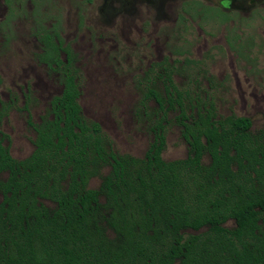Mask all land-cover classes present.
<instances>
[{
	"label": "trees",
	"instance_id": "16d2710c",
	"mask_svg": "<svg viewBox=\"0 0 264 264\" xmlns=\"http://www.w3.org/2000/svg\"><path fill=\"white\" fill-rule=\"evenodd\" d=\"M39 41L62 91L47 117L28 122L27 159L0 139V264H264V128L254 135L247 118L217 120L210 100L192 99L163 68L164 98L149 89L144 100L177 113L187 157L162 160L160 125L142 159L118 156L81 115L70 50L52 30Z\"/></svg>",
	"mask_w": 264,
	"mask_h": 264
},
{
	"label": "rangeland",
	"instance_id": "374dc122",
	"mask_svg": "<svg viewBox=\"0 0 264 264\" xmlns=\"http://www.w3.org/2000/svg\"><path fill=\"white\" fill-rule=\"evenodd\" d=\"M223 1L0 0L2 146L14 160L27 159L35 140L28 122L38 125L61 94L62 73L39 61V39L47 30L55 31L62 49L72 54L83 119L99 125L118 156L142 159L160 125L162 160L187 157L177 113L164 114L154 100H144L149 89L164 98L163 68L192 99L210 100L217 120L247 118L251 134L260 133L264 0H231L229 9L220 6ZM214 13H224L229 21L220 23ZM60 59L66 62L64 53ZM99 183L94 178L89 188ZM224 228L234 229V223Z\"/></svg>",
	"mask_w": 264,
	"mask_h": 264
},
{
	"label": "water",
	"instance_id": "95a60500",
	"mask_svg": "<svg viewBox=\"0 0 264 264\" xmlns=\"http://www.w3.org/2000/svg\"><path fill=\"white\" fill-rule=\"evenodd\" d=\"M230 3H231V0H225V1L221 2V6L225 9H229Z\"/></svg>",
	"mask_w": 264,
	"mask_h": 264
},
{
	"label": "flooded vegetation",
	"instance_id": "af4514ba",
	"mask_svg": "<svg viewBox=\"0 0 264 264\" xmlns=\"http://www.w3.org/2000/svg\"><path fill=\"white\" fill-rule=\"evenodd\" d=\"M220 6H221V4H220ZM222 7V6H221Z\"/></svg>",
	"mask_w": 264,
	"mask_h": 264
}]
</instances>
